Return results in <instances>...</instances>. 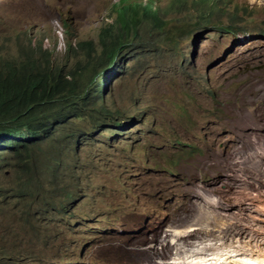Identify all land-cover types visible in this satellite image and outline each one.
I'll return each mask as SVG.
<instances>
[{
  "label": "rangeland",
  "instance_id": "rangeland-1",
  "mask_svg": "<svg viewBox=\"0 0 264 264\" xmlns=\"http://www.w3.org/2000/svg\"><path fill=\"white\" fill-rule=\"evenodd\" d=\"M120 1L0 0V4L6 2L0 12L11 19L25 15L43 20L49 26L62 25V14L71 13L79 22L78 39L93 42L91 51H79L77 60L86 62L89 57L104 58L100 34L116 19L112 7ZM154 1L162 11L171 3L195 0ZM218 1L226 13L214 15L217 7L205 3L204 8L213 11L204 17L210 21H205L198 8H179L164 19L198 22L200 27L189 28L174 43L157 39L150 52H130L135 60L122 65L127 67L125 76L121 80L114 76L104 94L110 110L117 111L116 121L125 119L126 126L101 134L88 119L71 125L83 134L92 132L95 141L90 147L82 143L73 156L75 162L88 163L92 186L74 211L87 217L97 232L86 264H171L175 250H167L171 239L164 236L166 231L152 234L158 246L163 243L162 254L160 248L151 253L149 241L131 240V229L139 220L134 205L165 207V227L169 222L177 225L181 212L187 211L189 219L200 204L190 194L239 190L241 184L235 185L230 176L214 183L233 170L238 158L245 160L255 153L250 148L254 143L264 144V0ZM138 22L142 47L154 28L149 20ZM229 27L237 29L236 34L223 29ZM63 28L65 33H60L69 36L66 22ZM66 36L55 39L63 45ZM112 131L116 134L111 135ZM236 168L243 176L241 164ZM149 257L159 259L151 263ZM47 264L63 263L49 260Z\"/></svg>",
  "mask_w": 264,
  "mask_h": 264
},
{
  "label": "clouds",
  "instance_id": "clouds-1",
  "mask_svg": "<svg viewBox=\"0 0 264 264\" xmlns=\"http://www.w3.org/2000/svg\"><path fill=\"white\" fill-rule=\"evenodd\" d=\"M136 2L155 4L154 0ZM5 6L6 2L1 3L0 10ZM62 16L69 36L60 33H65L64 22L49 26L43 20L25 15L11 19L0 12V93L19 85L24 95L33 94L40 110L25 126L0 129V264H47L49 260L86 264L97 243V232L87 217L74 211L92 186L88 163L75 162L73 156L82 143L90 147L95 141L92 132L83 134L80 129L72 130L71 125L88 119L104 134L107 129L128 124L125 119L116 121L117 111L110 110L104 94L114 76L116 80L125 76L127 67L122 65L135 60L130 54L136 51L123 47V54L98 65L89 82L80 79L77 67L86 65L90 58L102 57L77 60L80 50H91L84 45L87 42L78 39L76 18L69 12ZM55 36H66V43L60 45ZM73 58L75 63H71ZM133 209L139 220L131 229V240L149 241L151 253L153 246L162 253L163 243L158 246L152 234L162 230L172 239L169 233L174 225L169 222L165 227L166 208L137 202ZM149 258L151 263L159 259Z\"/></svg>",
  "mask_w": 264,
  "mask_h": 264
},
{
  "label": "bare ground",
  "instance_id": "bare-ground-1",
  "mask_svg": "<svg viewBox=\"0 0 264 264\" xmlns=\"http://www.w3.org/2000/svg\"><path fill=\"white\" fill-rule=\"evenodd\" d=\"M250 148L255 153L245 160L238 158L232 173L222 174L223 178L214 183L218 185L230 176L235 185L241 184L239 190L220 195L187 193L200 204L189 219V213L183 211L180 222H173L171 244L166 247L170 253L175 250L174 264H264V144L256 142ZM257 158L259 161H254ZM238 164L244 170L243 176L236 168ZM248 172L251 175L246 178ZM155 248L152 251L157 253Z\"/></svg>",
  "mask_w": 264,
  "mask_h": 264
},
{
  "label": "trees",
  "instance_id": "trees-1",
  "mask_svg": "<svg viewBox=\"0 0 264 264\" xmlns=\"http://www.w3.org/2000/svg\"><path fill=\"white\" fill-rule=\"evenodd\" d=\"M218 0H195L191 3L188 2H174L167 5V9L160 10L158 6H155L153 2L150 3H139L136 1L128 2L121 1L120 3L114 4L112 7L114 13H116V19L111 24H108L101 31V45L103 47V59H92L90 58L86 65L78 66V77L80 79H91L90 74L97 71L98 65L106 63L109 59L114 56H119L125 51L121 49L126 47H133L136 52H150L152 51L151 44L156 43L157 39L169 40L173 43L179 36L185 31L192 30L194 27H200V23H191L177 21L164 17L170 14L178 13L179 8H198L201 13V19H205L206 15L211 16L213 11L212 8H204L205 3L211 4L217 7V11L214 15H221L226 13V10L219 3L215 2ZM177 7V8H176ZM193 14L192 16H194ZM149 20L150 25L154 28H150L147 37L144 40V46L141 40L143 39L142 34L136 29V25L140 24L139 20ZM229 31L228 34H236L238 31L233 27L223 28ZM152 30V31H151ZM243 32V31H241ZM150 36L154 40H150ZM131 38V40H130ZM140 44V45H139ZM90 50L93 48V42H87L86 44ZM139 57L137 56V59ZM99 60V61H98ZM95 65V67H91ZM22 88L19 85H11L6 87L4 92L0 93V129H9L18 126H25L32 122L34 118L40 112L39 108L35 105L32 95H24Z\"/></svg>",
  "mask_w": 264,
  "mask_h": 264
}]
</instances>
